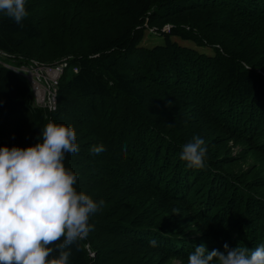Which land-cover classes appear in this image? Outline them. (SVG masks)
<instances>
[{
	"label": "trees",
	"instance_id": "16d2710c",
	"mask_svg": "<svg viewBox=\"0 0 264 264\" xmlns=\"http://www.w3.org/2000/svg\"><path fill=\"white\" fill-rule=\"evenodd\" d=\"M25 7L20 24L0 11V146L34 145L49 120L75 130L79 151L63 163L98 210L70 264H188L201 243L264 244V0ZM150 34L162 42L147 44ZM64 56L52 111L4 65ZM197 135L200 169L179 158Z\"/></svg>",
	"mask_w": 264,
	"mask_h": 264
},
{
	"label": "clouds",
	"instance_id": "9594fccd",
	"mask_svg": "<svg viewBox=\"0 0 264 264\" xmlns=\"http://www.w3.org/2000/svg\"><path fill=\"white\" fill-rule=\"evenodd\" d=\"M0 11L17 24L28 15L25 0H0ZM40 138L25 148L0 146V264H70L72 246L92 230L89 220L98 205L74 188L77 174L63 163L65 154L79 151L75 130L49 120ZM206 153L205 140L197 135L182 146L179 158L200 169ZM149 246L158 247L157 240ZM223 249L208 251L201 243L189 253L188 264H264V244L250 251L225 243Z\"/></svg>",
	"mask_w": 264,
	"mask_h": 264
},
{
	"label": "built area",
	"instance_id": "2783aa9c",
	"mask_svg": "<svg viewBox=\"0 0 264 264\" xmlns=\"http://www.w3.org/2000/svg\"><path fill=\"white\" fill-rule=\"evenodd\" d=\"M4 65L29 82L32 99L36 106L46 108L49 111L55 109L57 83L64 67L67 65V60L61 59L55 62L54 65H43L35 60L20 65L12 63H5Z\"/></svg>",
	"mask_w": 264,
	"mask_h": 264
},
{
	"label": "rangeland",
	"instance_id": "374dc122",
	"mask_svg": "<svg viewBox=\"0 0 264 264\" xmlns=\"http://www.w3.org/2000/svg\"><path fill=\"white\" fill-rule=\"evenodd\" d=\"M170 27V25L169 24H165V25H163V27H162V30H167L168 28ZM155 29V28H154ZM153 28L151 29V30H154ZM149 38H150V40H149V42H147V44H150V45H153V44H155V43H161L162 42V37L161 36H159V35H155V34H150V36H149ZM146 41H147V38L145 39ZM187 44H189V45H191V46H194L193 45V43H187ZM195 47V46H194ZM205 52H207V53H211V51H210V48H208L207 47V49H205L204 50ZM61 59H65V60H67V58L64 56V57H62V58H60L59 60H61ZM58 60V61H59ZM35 61H37V60H35ZM38 63H40V64H43V65H54L55 64V62H57V61H55V62H52V63H45V62H39V61H37ZM74 69H75V67L73 68V71H74ZM42 108V107H41ZM43 109H46V108H43ZM233 151L234 152H236V151H238V147H235L234 149H233ZM176 262V261H175Z\"/></svg>",
	"mask_w": 264,
	"mask_h": 264
}]
</instances>
